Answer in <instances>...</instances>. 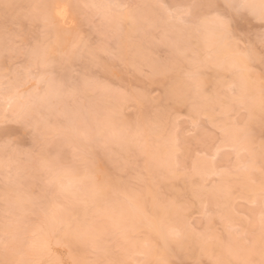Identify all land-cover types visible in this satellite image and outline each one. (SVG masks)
<instances>
[{
	"label": "snow or ice",
	"instance_id": "snow-or-ice-1",
	"mask_svg": "<svg viewBox=\"0 0 264 264\" xmlns=\"http://www.w3.org/2000/svg\"><path fill=\"white\" fill-rule=\"evenodd\" d=\"M21 12L27 26L13 21ZM0 78L11 85L5 199L9 185L23 190V215L5 213L0 264H264V137L251 134L264 129V0L4 3ZM158 136L163 164L148 151ZM146 192L167 227L144 259L117 258L92 218L112 208L109 194ZM111 215L136 246L135 223ZM29 217L34 261L20 256L35 246L20 240Z\"/></svg>",
	"mask_w": 264,
	"mask_h": 264
},
{
	"label": "rangeland",
	"instance_id": "rangeland-1",
	"mask_svg": "<svg viewBox=\"0 0 264 264\" xmlns=\"http://www.w3.org/2000/svg\"><path fill=\"white\" fill-rule=\"evenodd\" d=\"M58 0H0V5L4 3H17L20 5H29L35 3H56ZM96 2L103 3L106 0H96ZM115 2V0H113ZM143 2L156 3L160 0H143ZM168 3H173L174 0H167ZM13 21L21 26H27L29 20L26 18L24 13H19L14 16ZM98 40L103 39L102 36L97 37ZM166 50L162 47H158L155 51L157 58H163ZM260 67L257 64L255 73L259 76ZM10 82L0 78V100L6 99L9 94ZM126 116H134V110H128L125 113ZM209 120L217 119L218 117L211 112L205 114ZM23 134V132H22ZM251 134L253 139L258 143L262 137H264V129L257 123L251 128ZM181 136H183V128H181ZM148 151L151 157L158 163L163 164L167 161L169 148L162 136L154 138V142H150ZM100 164L102 167H111V163L107 160H101ZM8 182V167L5 165V157L2 151H0V238L3 236V224L5 220V213L10 212L14 216L23 215L20 211V201L23 199V190L16 189L9 185L7 191V199H5V186ZM177 185L183 188V178L176 180ZM142 197L137 200H131V202L125 199L123 194H109L108 199L113 202V206L109 210L98 209L97 214L92 218L94 221V228L99 232L104 240L106 246L113 251L117 258L128 259V260H141L143 256L139 255L138 252L143 251V245L145 242L155 245L159 241V232L157 228H166L167 225H161L160 222L155 219V211L150 199ZM140 205V206H139ZM139 207V209H138ZM140 210V211H139ZM115 212L117 219L120 215H123V221L134 222L136 225L135 236L138 238V244L136 246H129L122 238L121 227L113 226L112 212ZM138 213H137V212ZM128 214V216H127ZM133 214L132 217H130ZM130 215V216H129ZM13 217H9L10 219ZM130 218V219H129ZM132 218V219H131ZM33 218L29 217L26 224V231L22 228L20 232V240L34 241L35 246L31 249L26 246L20 249V256L25 261H34L41 259L43 256L42 250L39 245V240L32 236V232L35 227L39 225V221H36V225L31 222ZM250 228L254 231H259V211L252 213ZM156 222V224H155ZM158 224V226H157ZM198 227L201 226L200 222L197 221ZM217 227H222L219 221H216ZM189 243L195 245V241H189ZM179 258L174 256L173 259Z\"/></svg>",
	"mask_w": 264,
	"mask_h": 264
},
{
	"label": "bare ground",
	"instance_id": "bare-ground-1",
	"mask_svg": "<svg viewBox=\"0 0 264 264\" xmlns=\"http://www.w3.org/2000/svg\"><path fill=\"white\" fill-rule=\"evenodd\" d=\"M140 206V205H139ZM138 209H139V207H138ZM140 211V210H139ZM137 212V211H136ZM138 213V212H137ZM127 216H128V214H127ZM130 216V215H129ZM133 216V214L130 216V217H132ZM130 219V218H129ZM132 219V218H131ZM155 224H156V222H155ZM157 226H158V224H157ZM157 230V232H159L161 229H159V228H157L156 229Z\"/></svg>",
	"mask_w": 264,
	"mask_h": 264
}]
</instances>
